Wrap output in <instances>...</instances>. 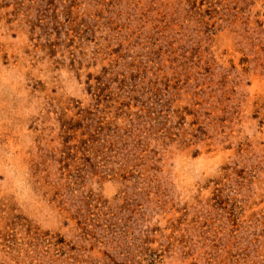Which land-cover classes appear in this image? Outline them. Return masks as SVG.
<instances>
[{
    "label": "rangeland",
    "instance_id": "1",
    "mask_svg": "<svg viewBox=\"0 0 264 264\" xmlns=\"http://www.w3.org/2000/svg\"><path fill=\"white\" fill-rule=\"evenodd\" d=\"M0 264H264V0H0Z\"/></svg>",
    "mask_w": 264,
    "mask_h": 264
}]
</instances>
